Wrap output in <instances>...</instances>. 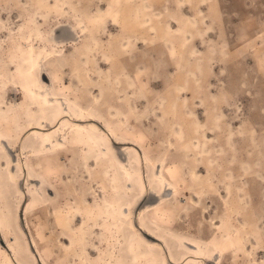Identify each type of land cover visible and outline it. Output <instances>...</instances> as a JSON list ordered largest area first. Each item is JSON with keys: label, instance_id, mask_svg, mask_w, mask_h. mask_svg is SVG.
Here are the masks:
<instances>
[{"label": "rangeland", "instance_id": "rangeland-1", "mask_svg": "<svg viewBox=\"0 0 264 264\" xmlns=\"http://www.w3.org/2000/svg\"><path fill=\"white\" fill-rule=\"evenodd\" d=\"M79 22L89 33L66 25ZM30 44L54 51L45 63L54 86L99 113L86 143L75 128L71 148L52 147L57 121L30 129L38 125L22 78ZM110 127L127 140H113L115 150L130 147L139 162L138 193L144 153L173 168L176 193L145 211L150 221L221 242L218 264H264V0H0V135L33 150L0 147L8 238L17 229L30 250L33 235L49 264H115L122 166L95 147ZM144 200L137 205L155 198ZM139 254L118 264L168 261ZM28 261L42 264L31 250Z\"/></svg>", "mask_w": 264, "mask_h": 264}, {"label": "bare ground", "instance_id": "bare-ground-1", "mask_svg": "<svg viewBox=\"0 0 264 264\" xmlns=\"http://www.w3.org/2000/svg\"><path fill=\"white\" fill-rule=\"evenodd\" d=\"M117 13L119 14V16H123L124 13L130 14L131 12L119 11ZM128 22L135 29L134 23L136 21L128 20ZM66 25L69 27L72 33H75V27H77V29L79 28L78 32L80 34L89 33L88 26L85 23L79 22V25L76 24V26L68 24ZM122 45H124L123 41H119L116 46L113 45L112 47H110L112 48V54H115L117 52V49L120 48L119 46ZM86 48L90 49L91 47L86 46ZM28 51L29 54L27 58L24 59V62L22 64V68H24L25 72L22 78L26 81L24 84V88L29 94L28 99L31 101V109L29 110L32 111L31 118L34 120L35 118L38 119V125L31 126L30 124V129L46 131V129L43 128L40 123L42 125L46 123L49 125L57 121L56 124L59 125V129H57L56 131L50 130L49 140L50 144L53 145L52 147L64 146L65 148H71L73 145L72 140L75 128H80V143H86L85 141L87 137L93 134L91 121H96V123L101 121L99 113H97L93 107L85 108L83 104H81L77 100V97L74 98L70 95L62 93L59 88L54 86L53 81L51 82V71L45 67V63L49 59V57L54 54L53 50L48 49L44 46L36 48V44H30ZM47 78L48 80L50 79V82L47 81ZM93 100H95L93 101L94 103L99 102V100L96 98H94ZM67 112L69 113L70 119H68L66 116ZM28 134L29 132L26 136V138L28 137L27 142H34L37 137ZM105 134L106 146L100 143L98 145L96 144V150L102 153L109 150V152L113 153L114 155L115 164L122 166L117 167L118 174L120 175V177L122 176V183L117 186L121 189V191H119L120 193L117 195V205L121 206V211H119V213H113V215L117 214L118 216H120L118 219V229L120 237H122L124 243L122 249L119 251V257H113V262H115V264H118V259H120L121 257L127 259V261H130V257H135L134 255H136V258L140 257V254L139 256L137 255V253L139 252L142 254L141 257H143L150 251H153L160 257L166 255V257H168L167 264H207V259L211 260L213 264H218L226 254V250L220 246L221 242H218V245L216 244L214 239L203 240L200 237L188 236L182 234L181 232L177 231L176 228L171 226H166V229L160 228V225H158L155 221H150V219H148V217L145 215V211L154 209L155 207V210H157L158 205L162 204L168 199L166 196L168 193L167 191L175 195L177 186L170 178L173 173V168L167 166L165 167L162 161H159L157 166H155L152 163L153 158L148 157L144 153V162L148 167V173L146 175H143L144 182H140L143 190L141 191V193H138L136 191L137 183L141 180V175L138 169L139 162L138 165H134L130 147L122 148L119 152L115 150V147H113L114 144H112L113 140L116 142L127 140L124 139L114 130V128L111 127ZM93 141L96 142L95 138L91 140V142ZM22 144V142L14 143L11 137H3L0 135V147L4 152L7 151L9 152V154H11V149L20 147L26 154L32 155L33 150L31 148H27L29 146L26 147V144H24L23 148ZM50 149L51 148L49 147L48 150ZM121 154L124 156V158H122ZM91 161L93 162L94 158L91 159L90 162ZM0 163H3V160H0ZM15 166L17 165L15 164L14 159L12 160V168L10 170V174H15ZM195 176H198V174L195 173ZM38 180L41 181V179H37V181ZM146 194H149V197L151 195L154 196V203L145 207H140V205H137L136 201H138V203L140 204V202L146 199ZM42 195L44 197L45 194L43 193ZM121 195L122 198L126 196L130 198L124 201L122 199L123 202H121ZM15 202L16 201H14V203ZM79 218L80 215L77 216V220H79ZM7 221L4 215L0 216V245L2 243L8 247V249L0 247V253L5 257L7 263L29 264L28 259L31 250L38 255L42 264H49L39 253L38 245L33 235H31L32 244L30 245V250L29 247L25 246V241L23 240L20 232L16 231L17 229L15 231H12L13 235L9 237L11 238V240L8 238L7 231L9 227L6 226ZM174 239L177 241V243L173 241ZM162 251L164 252V255Z\"/></svg>", "mask_w": 264, "mask_h": 264}]
</instances>
